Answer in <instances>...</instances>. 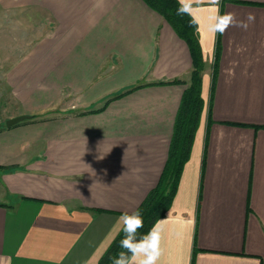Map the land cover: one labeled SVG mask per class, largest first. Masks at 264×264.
Wrapping results in <instances>:
<instances>
[{
    "label": "crops",
    "instance_id": "obj_1",
    "mask_svg": "<svg viewBox=\"0 0 264 264\" xmlns=\"http://www.w3.org/2000/svg\"><path fill=\"white\" fill-rule=\"evenodd\" d=\"M193 8L203 108L160 264H264V0H220L255 21L215 37ZM21 22L0 41V264H98L158 183L191 54L143 0H0V33Z\"/></svg>",
    "mask_w": 264,
    "mask_h": 264
},
{
    "label": "trees",
    "instance_id": "obj_2",
    "mask_svg": "<svg viewBox=\"0 0 264 264\" xmlns=\"http://www.w3.org/2000/svg\"><path fill=\"white\" fill-rule=\"evenodd\" d=\"M143 1L149 7L157 11L172 27L174 32L185 41L192 58V70L189 85L183 92L177 110L167 159L158 183L137 208L144 220V226L138 231V238L147 234L155 221L164 216L171 206L183 166L190 155L195 131L198 127L203 108V100L201 97V73L204 67L196 23L190 15L177 14V9L180 6L179 2L177 0ZM169 82L176 83L180 81L173 80ZM208 121H210L209 110ZM123 238L124 233L121 228L101 256L98 264H112V260L117 253L123 251L120 247V241Z\"/></svg>",
    "mask_w": 264,
    "mask_h": 264
},
{
    "label": "clouds",
    "instance_id": "obj_3",
    "mask_svg": "<svg viewBox=\"0 0 264 264\" xmlns=\"http://www.w3.org/2000/svg\"><path fill=\"white\" fill-rule=\"evenodd\" d=\"M202 0H179L178 15H190L196 20V12L199 10L193 8V4L199 5ZM212 5V15L209 18L207 30L213 37L216 34L223 35L230 27H239L247 30L251 23H254L255 16L249 13L245 20H238L233 12L220 14V0H209ZM41 88L44 86L41 85ZM101 159L103 157H100ZM118 223L122 226L124 238L120 241V247L123 251L117 253L113 258L112 264H160L163 254L162 249V221H157L150 231L138 238V231L144 226V220L141 213L137 210L132 213L125 212L118 218Z\"/></svg>",
    "mask_w": 264,
    "mask_h": 264
},
{
    "label": "rangeland",
    "instance_id": "obj_4",
    "mask_svg": "<svg viewBox=\"0 0 264 264\" xmlns=\"http://www.w3.org/2000/svg\"><path fill=\"white\" fill-rule=\"evenodd\" d=\"M26 22H27V20H26ZM22 27H23L22 22L20 25L11 24V26L9 27V32H6V33L1 32L0 33V41L3 42L2 44H4V42H7V44L9 46H11L15 42V46H17V47L20 45L22 46L23 38H22V35L20 36V34L22 32L21 33L19 32L20 30L23 29ZM26 28H27V25H26ZM44 29H45V26H44L43 18H41L40 16H37V15H33L31 18V39H32V41H34L37 37H39L43 33ZM26 36H27V33H26ZM7 98L8 97H0V113H1V115L3 114V111L10 109V106L8 107V105H7V101H8Z\"/></svg>",
    "mask_w": 264,
    "mask_h": 264
},
{
    "label": "water",
    "instance_id": "obj_5",
    "mask_svg": "<svg viewBox=\"0 0 264 264\" xmlns=\"http://www.w3.org/2000/svg\"><path fill=\"white\" fill-rule=\"evenodd\" d=\"M28 117L29 116L25 115V114L18 115L15 117H11L5 121V126L9 128V127L14 126V125L20 123L21 121L27 119Z\"/></svg>",
    "mask_w": 264,
    "mask_h": 264
}]
</instances>
